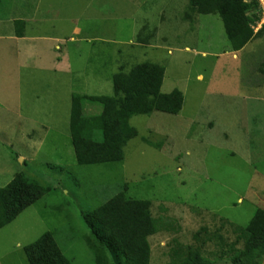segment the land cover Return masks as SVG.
I'll return each instance as SVG.
<instances>
[{
  "label": "rangeland",
  "instance_id": "rangeland-1",
  "mask_svg": "<svg viewBox=\"0 0 264 264\" xmlns=\"http://www.w3.org/2000/svg\"><path fill=\"white\" fill-rule=\"evenodd\" d=\"M189 1L3 0L0 188L23 174L50 193L0 230V264H28L24 247L46 232L71 264H95L83 214L125 184L128 197L151 201L161 220L149 238L150 264L172 263L178 247H199L194 237L203 228L228 249L243 248V234L264 227V1L256 38L240 52L219 16L185 21ZM13 18H43L29 34L62 41L20 48L9 35ZM58 53L68 57V75L47 72ZM145 62L165 68L161 92H182L183 110L133 117L139 137L123 163L79 166L69 129L72 96L112 97L120 68ZM205 243L200 264H232L214 242Z\"/></svg>",
  "mask_w": 264,
  "mask_h": 264
},
{
  "label": "trees",
  "instance_id": "trees-1",
  "mask_svg": "<svg viewBox=\"0 0 264 264\" xmlns=\"http://www.w3.org/2000/svg\"><path fill=\"white\" fill-rule=\"evenodd\" d=\"M2 4L3 0H0V13ZM261 7V0L249 3L246 0H190L184 19L193 23L195 15L219 16L233 51L240 52L256 38L253 26L261 23ZM24 28L23 22L16 23L19 37L23 36ZM165 73L163 66L150 62L137 64L129 72L121 67L112 78V97L72 96L69 129L79 166L123 163L128 143L139 137L138 130L130 124L133 117L154 112L181 113L185 101L183 93L178 90L170 94L161 92ZM142 141L154 148L162 147L161 143H153L147 138ZM126 190L125 184L109 201L83 214L89 230L85 241L94 255L95 264L151 262L149 238L160 232L161 220L153 217L151 201L132 199ZM49 193L48 188L17 174L6 187L0 188V230ZM250 229L252 227L248 231ZM201 231L194 237L201 245L178 247L173 255L175 260L170 264H200L201 249L206 241L219 246L221 255H229L232 264H262L264 227L255 234H243V248H236V243L227 246L228 249L224 248L226 245L221 235H212L206 228ZM23 251L28 264H71L52 232L44 233Z\"/></svg>",
  "mask_w": 264,
  "mask_h": 264
},
{
  "label": "crops",
  "instance_id": "crops-1",
  "mask_svg": "<svg viewBox=\"0 0 264 264\" xmlns=\"http://www.w3.org/2000/svg\"><path fill=\"white\" fill-rule=\"evenodd\" d=\"M9 21H10V23H12L11 26H10L11 30H10V33H9L10 39L13 40V41L16 40V44L20 48H21L22 45L25 46V44L28 43V42L32 43L33 44L32 46H34V42L36 40H39V39L40 40H44V41L46 39H49L50 41H53V42L62 41L61 39H58V38L52 39L50 37L36 38L34 35L29 34L28 30L31 29V27H29V26L31 24H34L35 26L39 27L43 23V18L42 19L38 18L35 21L28 20V19L19 20V19L13 18V19H11ZM17 22H23V24H24L25 28H24L22 37L18 36L19 33L17 32V29H16V23ZM0 23L2 24V23H6V22H1V20H0ZM2 25H4V24H2ZM0 31H3V30L0 29ZM56 48L59 49V45L56 46ZM68 67H70V66H69V63H68L67 55L66 54L62 55V54L58 53V54H56V60H54L52 62L51 68L47 72L54 73V74H56V76L59 75V74H62V75L67 74L68 75V73H69V71H68L69 68Z\"/></svg>",
  "mask_w": 264,
  "mask_h": 264
},
{
  "label": "built area",
  "instance_id": "built-area-1",
  "mask_svg": "<svg viewBox=\"0 0 264 264\" xmlns=\"http://www.w3.org/2000/svg\"><path fill=\"white\" fill-rule=\"evenodd\" d=\"M264 1V0H263ZM262 2V1H261Z\"/></svg>",
  "mask_w": 264,
  "mask_h": 264
}]
</instances>
